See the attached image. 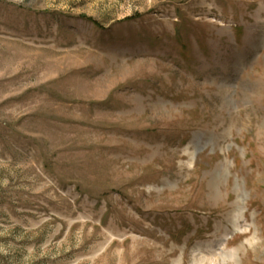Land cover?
<instances>
[{
  "label": "rangeland",
  "instance_id": "rangeland-1",
  "mask_svg": "<svg viewBox=\"0 0 264 264\" xmlns=\"http://www.w3.org/2000/svg\"><path fill=\"white\" fill-rule=\"evenodd\" d=\"M0 264H264V0H0Z\"/></svg>",
  "mask_w": 264,
  "mask_h": 264
},
{
  "label": "trees",
  "instance_id": "trees-1",
  "mask_svg": "<svg viewBox=\"0 0 264 264\" xmlns=\"http://www.w3.org/2000/svg\"><path fill=\"white\" fill-rule=\"evenodd\" d=\"M88 20L94 22L95 24H97V22H95V21H94L93 19H91V18H88Z\"/></svg>",
  "mask_w": 264,
  "mask_h": 264
}]
</instances>
